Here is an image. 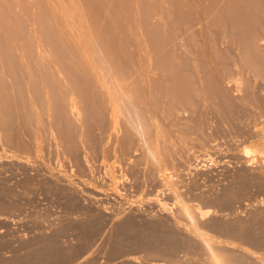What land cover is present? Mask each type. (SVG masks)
<instances>
[{
  "label": "rangeland",
  "instance_id": "1",
  "mask_svg": "<svg viewBox=\"0 0 264 264\" xmlns=\"http://www.w3.org/2000/svg\"><path fill=\"white\" fill-rule=\"evenodd\" d=\"M88 1L92 4L94 2L95 6L98 5L96 4L98 0H95L96 3L94 0L93 2L91 0ZM102 1V4L106 3L104 0ZM106 1L108 4L104 5H106L108 9L112 8L113 11L110 9L111 12L118 10V6H120L119 9L126 8L127 2L124 3V0ZM157 1L165 5L169 0H167V2L164 0H146L145 2L154 4ZM228 1L230 0H222L221 5L224 7ZM60 2H58V0L54 2L55 6H57L56 3L58 4L57 7H54L57 8L58 13V7L62 6ZM98 3L100 4L99 7L102 6L100 2ZM200 3V6H203L204 3H202L201 0ZM96 7L102 9V7ZM68 8L71 7H67V9ZM43 9L44 8L39 7V0H0V23H2L0 24V39L4 40H0L3 42L0 43V45L2 44L0 48H3H1V50H3L1 60L4 62L3 64H5H2L3 69L9 70H3V74L6 75H3L2 72L0 73L1 78L3 77L2 83H4V85H1L4 91H1L2 88H0V93L2 94L4 92L6 96H9L7 99L11 96L13 99V101L10 100L12 104H10V102L6 104L8 101H5L4 95V97H1L2 100L0 98V100L4 102V104L1 102V105L15 106L16 103L21 100V95L19 90L17 91V86L14 87V83L17 85L21 82L24 83L22 78L25 79V76H27L26 73L29 72V68L37 75L38 68L47 71L45 69L50 68L49 66L51 65L48 60L50 62L52 61L46 57H50L49 54L53 52L59 53L62 51L61 47L59 52H57V50L54 51L53 48L55 46H53V48L50 47L53 50L50 52V48L46 45H54H51V40H54V37H51L49 43V40L45 39L40 33L43 28L41 24V26L39 25V22L37 24L36 20L38 19V21L41 22L47 21L46 13ZM105 9L101 10L102 13L103 11L107 12ZM58 13L56 15H58ZM60 19L59 17V21L62 20ZM47 22L45 23L47 24ZM113 23H115L114 20L110 24ZM208 23L209 21L206 25H208ZM63 24L61 23L60 25ZM38 25L42 29H38ZM1 26L4 29H2ZM203 26L205 30V24ZM222 27L219 28L222 29ZM226 27L229 28L221 30L225 32L224 34L220 33L221 31L219 32V28H214L219 33L215 30L213 31L215 34L210 32L211 35L216 36L218 33V37L223 36V38L214 37L216 40H219L216 41L217 43L213 40V36L210 35L209 38L205 37L209 41L211 40L204 46V49L207 48V52L211 50L208 54L211 56L212 62L210 64H208L209 62L206 63V60H209L204 57V54H201L200 50L203 48L201 49L198 48L199 46H196V50L198 49V59H201V62L197 59V69L199 70H194L196 64L193 62L195 67L191 66L193 69L191 68V70L189 68L191 71H187L191 75H187L189 76L188 79L192 77L193 80H195L194 82L198 85L200 84V86H198V88L194 86L190 89L193 93L191 105H189V103L183 110L179 108V113H177L178 111L176 112V115L179 114L178 117L176 116L175 118L177 124L182 129L183 127H187V129H183L185 133L182 131L183 134L180 133L182 134V138L183 135L185 137L181 139L182 144L177 147L176 151L178 153L175 152V159L177 158V161L174 160V163L168 164L169 170L171 169L172 173L174 172L173 178L176 180L174 181L178 183L177 185L182 191L180 195L181 198L178 200L171 194L168 185L159 184L157 180H149V178L145 176L146 171H144V169H139L140 167L146 168L145 164V166H143L142 163V165L137 164L140 165V167L136 166L135 160L125 159L123 154L121 153L120 155L118 151L99 150L92 152L89 150V164L91 163L90 165H92L90 169H93L90 171V175L92 173L93 176L91 175L90 177L91 180L94 179L92 181L95 182L93 183L98 191L94 189V187H87L85 183L81 185L82 182L75 178L74 184L76 183L75 185L78 190H74L75 193H73V195L76 194L74 196L79 204L77 207H70V205H67L70 198H66L68 196L61 190L65 187L63 182L66 184L67 182L62 180L59 182V179H62L59 177V174L62 172L69 174L72 162L68 159L65 143L55 134V131L52 132V129L50 130L51 123L53 124V120L57 121L56 119L58 116H56V118L54 116V118L49 117L47 114L42 113L41 108L37 109V118L40 119L39 123L42 125H38L40 127L38 130L40 131H36L39 132L37 134L39 138H37L41 142L39 149L38 144L40 142L38 140L39 143L33 141V138L34 140L36 139L35 136L32 135L31 138V136H27L29 133L19 131L20 128L17 123L18 116L16 113L17 109L15 110L14 107L2 106L3 113L5 115H12V120L14 121L8 123L9 125H7V127L5 125H0V191H3L2 193L0 192V264L25 263H20L19 261V263H17V261L14 260L18 258H27L31 252L33 253L37 248L47 244L49 242L48 240L52 239L50 236L55 235L61 228L63 230L61 231L62 234L60 233V236H58V245H61L66 250L81 246L78 248V252L70 258L71 260H67L64 264H209L207 260L209 256L206 252H203V249L199 246L195 247L190 244L192 243L191 240H189V237L185 236L183 230H181V227H186L189 223L188 218L183 215L181 217L178 213V204L182 201H185L187 205H191L194 208L198 206H196V204H199V206H203L204 209L211 211L204 218L198 216L200 219L197 218L194 223L198 224L200 228L203 227L204 229L202 230L210 231L209 233L214 237H218L217 239H230L235 242V248L233 247V250L236 251L235 255L240 256L243 253L245 254L240 264H264V240L260 244H253L248 241L246 242L244 239L229 238L225 232L211 226V223L216 221L220 224L223 222H234L233 224H238V226L242 225L241 227H243V225L247 228L252 226L249 228L250 230L252 229V232L255 230L254 232H256V234H258V232L259 234L264 233V184L262 181L263 186L259 184L260 182L258 183V179L256 182L253 176L258 171V165L262 162V160H260L262 158L257 157L258 159H251V161H249L251 163L248 164L249 169L246 170L245 167V161L248 156L246 149L250 148V145L255 142L257 139V131L264 126V60H262L264 59V39H257L259 42H257V40L254 43L252 42L253 44L256 43L255 45L250 44L251 42L247 43L246 41L242 43V38L237 36L241 32L230 26ZM208 28L204 32L209 34L210 30L208 31ZM208 34L204 35L209 36ZM5 38L7 39L5 40ZM24 39L26 41H24ZM205 40L206 39H204V41ZM212 41L217 47H211L213 44L211 43ZM29 42L36 44L32 45ZM52 43L59 46L55 40L52 41ZM209 43L211 45H209ZM38 44L41 45L38 46L40 48L36 47ZM245 44L247 48H245ZM24 45H26V47ZM6 46L9 49H7ZM22 47H25V49L28 48V51H30H26L29 53L27 54L23 50L25 58H22V54L16 51V49H22ZM55 49L57 48L55 47ZM39 51H41V55L46 59L43 60L38 57L40 56L37 55ZM245 52H249L250 54H248V56L250 55L253 58L246 56ZM56 53L52 54L54 55L52 56L53 58L56 56ZM18 54L21 55V57ZM199 54H201L204 59ZM3 55H8V57ZM32 55L36 56V58H31L33 57ZM59 55L62 54L60 53ZM9 57H11V59ZM52 57L50 58L53 59ZM193 57L194 56L189 55V58L195 60L196 58ZM6 58H9V60H6ZM59 58L62 57L60 56ZM63 58L60 60L64 61L65 59ZM56 59L59 60L58 57H56ZM27 60L29 63H26ZM54 60L55 59H53V62L56 63L57 60ZM58 62L56 64H59ZM60 64L59 66H65L64 71H66V67L69 65L65 63ZM52 69L53 70H50L51 72L49 74L50 76L51 74H55L54 79L64 75H60L58 67H55V65H53ZM70 69V67H67L68 71H70ZM194 71L198 73V79L200 77L201 82L197 80V74ZM20 73L23 74L24 77H22ZM64 73L69 74L68 72ZM194 75H196V77ZM69 78H71V80H76V78ZM61 79L63 80V77ZM61 79L59 78L56 81L60 82ZM11 84L12 86H10ZM63 84L64 82H62V85ZM13 87L15 89L14 94L11 92L13 91ZM199 87L201 90H197L200 89ZM56 98L58 99V97ZM52 127L55 129L54 124ZM8 131L11 133L13 141L6 140ZM94 132H98V129H94ZM19 135H21L20 142L23 141V144L26 143L28 145L20 147V145L15 142L19 140ZM174 138H176V136L173 137V139ZM25 148H27V151H25ZM82 151H85L83 147ZM253 153L254 152L249 154ZM23 157H28L27 159L29 160ZM23 159L26 160L23 161ZM127 161L130 164L127 163ZM128 168H134V171H138L134 173L132 170V173L136 175L135 177H133L134 175L131 174ZM250 168L251 171L249 172ZM254 170L256 172L253 174L252 171ZM138 173L144 174L143 177H145V182H141V180L138 179ZM240 173H247L250 179L253 177L252 180H250L251 185H249L246 190L247 192L241 195L238 194V196L236 194L237 192H233L236 197L231 199L228 205H226L227 202H224L225 199H229L228 196L227 198L221 199L224 204H214L212 199L216 200L218 196L222 197L223 194L232 193V190H229L231 191L230 193L226 191L228 189H234L236 183L238 184V176L240 178ZM51 174L56 175L53 176ZM112 174L115 175L113 176ZM50 175L53 176L54 179L50 177V179L52 178V180H50ZM112 177H114L115 180ZM139 177H142V175H139ZM232 186L234 187L232 188ZM88 191L92 193V195ZM201 193L204 194L208 200L207 198L206 200L199 199L195 196ZM93 194L97 196L93 197ZM231 195V197H234V194ZM239 195L242 197L240 198ZM96 197H98V199H96ZM129 217L134 219L135 226H138L137 228L140 229L142 228L141 231L144 230L143 232L150 233L148 229L151 230V232L161 231L163 233L167 231V233H170L175 230V232H177V237H180V239H183L185 242L184 244L182 243L180 248L172 255L166 257L161 256L157 251H159L162 246L168 245L169 240L164 242H162L163 240H154L147 244H141V246L140 243L137 244L133 242L134 239L131 233L128 232L130 234H128V236H126V232L123 233V235L118 234L116 225L120 222H124V219L127 220ZM177 218L181 221L180 228L176 226V224H174L175 221H173V219L177 220ZM90 223L96 224L95 227L93 226L92 231V225H90ZM155 224L157 226L153 227L152 225ZM172 225L175 226L173 227ZM149 233L145 234H152ZM48 237L50 238L48 239ZM129 238L131 240H129ZM115 243L120 244V250L117 252L113 251L116 245ZM149 244L153 246H148ZM188 244H190L189 246L191 247H189ZM159 245H161V247ZM247 249H249V251H247ZM255 256H257V258ZM30 264L46 263L34 261Z\"/></svg>",
  "mask_w": 264,
  "mask_h": 264
},
{
  "label": "bare ground",
  "instance_id": "2",
  "mask_svg": "<svg viewBox=\"0 0 264 264\" xmlns=\"http://www.w3.org/2000/svg\"><path fill=\"white\" fill-rule=\"evenodd\" d=\"M55 1L39 0V7L44 8L43 10L46 13L44 14L46 15L48 22H41L38 21V19L36 21L37 24L39 22V25H42L40 26L43 29L40 28L39 25L38 29H42L40 33L45 37V39L49 40L50 43L51 37H54L53 39L59 45L57 46L55 43H52L54 40H51V45H54L50 46V44H48L46 46L48 48H53V46H55L57 49L54 47L53 50H57V52H59L62 48V51L59 53L53 52L49 54V56L52 57L54 56L52 54L56 53V56L52 58L57 60L56 57H58L59 60H57V62L59 61V64L65 63L69 65L67 67L71 68V75L70 71H68L69 69L67 70V67L66 71H64L65 66H59V64H56L57 62L54 63L53 59L50 57H46L52 61L50 62L48 60L49 64H51L50 66L48 64L51 68H48L49 72L48 69H45L47 71H44L43 69L38 68L37 75L31 70V68H29V72L26 73L27 76H25V79L22 78L24 83L21 82L19 85L14 83V87L17 86V91L19 90L21 95V100L16 103V107L12 105L6 106L0 104V125H5L7 127V125H9L8 123H12L11 121H14L12 120V115H5L3 113L2 106L14 107L15 110L17 109L16 113L18 116L17 123L20 128L19 131H25V133L31 134H27V136H31V138L32 135L35 136L36 139L34 140L33 138V141H37L39 138L37 134L39 132L36 131L40 129L38 125H41L39 123L40 119L37 118V109L41 108L42 113L47 114L49 117L54 116L56 118V116H58L56 119L57 121L53 120L55 129L52 127L53 124L51 123L50 130L52 129V132L55 131V134H57L62 142L65 143L68 159H70L72 165L71 170H68L70 172L69 174L59 172V177L62 179H59L57 176L55 177L59 179V182L60 180L67 182V184L63 182L65 187L61 190H63L65 195L68 196L66 198H70L69 203L67 204L70 205V207H77L79 204L78 200L74 196L76 194L73 195V193H75L74 190L77 189L75 185L76 183L74 184V181L76 180L75 178L82 182L81 185L85 183L87 184V187H94V189L98 191L96 186H94L95 182L92 181L94 179L91 180L90 177L92 175V173L90 175V171L93 169H90V166L92 165H90L91 163L89 164V150L92 152L99 150H114L113 152L118 151L120 152V155L121 153L123 154L125 159L128 158V160H135L136 166L140 167V165L137 164L141 163L143 166L146 165V168H139L146 171L145 176H147L149 180H157L159 184L162 183V185H168L171 188H169V190H171V194L177 198L176 200L180 199L182 191L179 189L180 187L177 185L178 183L175 182L176 180L173 178L174 172L172 173L171 169L169 170L168 164L174 163V160L177 161V158L175 159V152H177L176 150L178 145L182 144L181 139H184L185 137L183 135L182 138V134L185 133L183 130L185 127L182 129L177 124L175 118L176 116L178 117L179 114H176L179 113V108H182L183 110V108H185L189 103V105H191L193 101V93L190 89L194 86H197V88L200 86V84L198 85L194 82L195 80H193L192 77L188 79L189 76H187L190 75L187 71H191L193 69L192 67H195V64L196 67L194 70H196L198 67V60L201 62V59H198V49L196 50V46H199L198 48L201 49L203 48L200 50L201 54H204V57L209 60H206V63L209 62L208 64H210L212 59L210 58L211 56H209L208 52L211 50L207 52V48L205 47L206 49H204V46L211 41L207 38L210 37V32L215 34L213 31L216 28L218 29L223 26L222 29L224 30L229 28L226 26H230L235 30L238 29L241 33L237 36L243 39H241L242 43L246 41L247 43L251 42L250 44H253L257 39H264V1L230 0L223 7V5H221L222 0H201V2L204 3L203 6H200V0H169L168 2L167 0H164L168 3L165 5L160 4V1H157V4H153L146 3V0H124V3L127 2L126 8L124 7L119 9L120 6H118V10L111 12L113 11L112 8H110L111 6L109 7L111 9L110 11V9L104 5L108 4L106 0H104L106 2L104 4H102V0H98V2L102 5L100 6L102 9H98L96 7H99L100 5L98 2L96 3L97 0H94L95 3L98 4L96 6L93 0H91L93 4L88 0H58V2L61 1L60 4L62 5L58 7L59 13L57 12V8H54L58 6L57 3V6H55ZM67 7L71 8L67 9ZM104 9L107 10V12L103 11L102 13L101 10ZM55 12H57L58 15H56L57 13ZM58 16L62 19H60L61 21H59ZM111 20H114L115 23L110 24L112 23ZM208 21L209 23L206 25ZM45 22H47V24ZM60 22L64 24L60 25ZM204 24L206 26L205 30L203 26ZM207 28L208 31L210 30L209 34L204 32ZM2 29L4 28L2 27ZM222 29H220L219 32ZM218 33L216 36H211H213V38H223V36L218 37ZM220 33L224 34L225 32L221 31ZM204 34H208L209 36H205ZM216 38L213 39L215 40V43H217L216 41H219L218 39L216 40ZM6 39L7 38H5V40ZM204 39L206 40L204 41ZM258 40L257 42H259ZM2 41H0V43ZM24 41L26 40L24 39ZM29 43L32 45L36 44L31 42ZM211 43L215 44L213 41ZM213 44L211 45L209 43L211 47H215L216 44ZM26 45L24 46L26 47ZM0 46H2V44ZM38 46L41 45L38 44L36 47ZM25 47H22V49H16V51H18L17 53L22 54V58H25L23 50L25 52L28 51V48L25 49ZM1 48L0 73L2 72L3 74V70L5 69H3L2 66L4 62L1 60L3 51ZM245 48H247L246 44ZM51 50L52 49L50 48V52ZM28 52L26 53L29 54ZM40 52L41 51L37 53V55H40L38 57L43 60L46 59ZM60 53L62 55H59ZM201 54L199 55L202 56ZM248 54L250 53L245 52L246 56H248ZM189 55L194 56L193 58L198 60L195 61L192 58H189ZM3 56L8 57V55ZM19 56L21 57V55ZM32 56L33 57H30L36 58V56ZM60 56L62 58L64 57L63 59H65L66 62L65 60H60L62 59L59 58ZM204 57L202 56L203 59ZM248 57L253 58L250 55ZM9 58L11 59V57ZM9 58H6V60H9ZM193 62L195 63L194 65ZM26 63H29V61L27 60ZM52 63L55 67H58L60 75L64 74L62 75L63 80L61 79V76L54 79L55 74H51L53 78L50 76V70H53ZM189 68L192 69L190 70ZM198 70L199 69H197V71ZM64 72H68L69 74L66 73V75ZM196 74L197 77L196 75L194 76L197 80H200V77L198 79L199 75L197 72ZM20 75L24 77L23 74L20 73ZM67 76L76 78V80L72 79L75 80L72 81L71 78ZM2 78L0 76V88L3 89V87H1V85H4V83H2ZM59 78L61 79V83L56 81ZM62 82H64L63 85ZM10 86H12V84ZM14 87L12 88L13 91H11L12 94L15 92ZM2 89L1 91H4V89ZM197 90H201V88ZM0 95V98L4 97L5 93H0ZM7 97L9 96L5 95L4 98L5 101H8L6 104H9V102L12 104L10 101H13L11 98L12 96L8 98L9 100ZM56 97H58V99ZM1 100L0 103L2 102ZM2 104H4V102H2ZM94 129H98V132H94ZM185 129H187V127ZM175 136L176 138L174 139L176 140L173 139ZM20 137L21 135H19V140H16L15 142L19 144L20 147L28 145L26 143L23 144V141L20 142ZM6 140L13 141L9 131L7 132ZM38 141L40 142V140ZM38 145L37 146L40 149L41 142ZM82 147L85 151H82ZM26 149L27 148H25V151H27ZM246 152H248L247 160L245 161L246 170L249 169L248 164L251 163L249 162L251 159H256L257 157L262 158L260 159L262 160V162H260L261 164L259 163V167L257 166L258 173L255 170L252 172L253 174L256 172V174L253 175L256 182L258 179V183L260 182L259 184H262V182L264 184V126L257 131V139L252 145H250V148L246 149ZM252 152L255 154H249ZM26 159H23V161ZM127 163L129 162L127 161ZM132 170L134 171V168H131L130 172L134 175L133 177H135L136 175L134 173L138 171H134V173H132ZM144 171L142 172L145 173ZM250 171L251 168L249 172ZM51 175L54 176L56 174ZM51 175L49 176V179L50 177L53 178ZM112 175L114 176L115 174ZM139 175H142V177H139ZM143 175L144 174L141 173H138L137 175L141 182H145V177H143ZM52 178L50 180H52ZM252 178L250 179L247 176V173L241 174L240 178L238 176V184L236 183L235 187L232 186L234 189H228L226 191L230 193L231 191L229 190H232L231 194H234V197H231V194H223L222 197L218 196L216 200L212 199V202L219 205L227 202L226 205H228L230 200L236 197V192L237 196L238 194L241 195L247 192L246 190L249 185H251L250 180H252ZM0 192L2 193L3 191ZM90 194L92 195V193ZM95 196L97 195L93 194V197ZM195 196L203 200H206L207 198L202 193ZM227 196L229 199H225L223 202L221 199L227 198ZM241 197L242 196H240V198ZM96 199H98V197H96ZM196 206L197 207L194 208L191 205H187L185 201L180 202L178 204V213L181 217L183 215L188 218L189 223L186 227H181V221L177 218V220L173 219V221H175L174 224H176L179 228L181 227L185 236H188L189 240H191L192 243L190 244L195 247L199 246L203 249V252H206L209 256L207 259L209 264H240L243 261L245 254L243 253L240 256L235 255L236 251L233 250L235 248V242L230 239H217L218 237H214L209 233L210 231L202 230L204 229L203 227L200 228L198 224L194 223L197 218H199L198 216H200V218H204L209 212H211L210 210L204 209L203 206H199V204H196ZM124 220V222H120L116 225L118 234L123 235V233L126 232V236H128V234L131 233L134 239L133 242H136L137 244L140 243V245H143L154 240H163L162 242L169 240V244L162 246L163 248L159 245L161 249L157 252L160 253L161 256L166 257L168 255H172L180 248L182 243L184 244L185 242L183 239H180V237H177V232H175V230L170 233H167L168 231H164L165 233H163L161 231L151 232V230L147 228L148 231L152 233L150 234L149 232H143L144 230L141 231L142 228H137L138 226H135L134 219L131 217ZM233 223L223 222L220 224L216 221L212 222L211 226L215 227L217 230L219 229L225 232L229 238L240 240L244 239L246 242L248 241L253 244H260L264 240V233L259 234L258 232V234H256V232H254L255 230L252 232V229L250 230L249 228L252 226L247 228L244 227V225L241 227L242 225L238 226V224L235 225ZM90 225H92V231L93 226L95 227L96 224L90 223ZM152 226L155 227L157 225L155 224ZM62 230L63 229L61 228L55 233V235L50 236L52 239L48 240L50 238L48 237L47 240L49 242L34 250L33 253L31 252L27 258L19 259L17 257L18 259H15L14 261H17V263L25 262L22 264H30L34 261L44 262L46 264H64V262L69 260L75 253L78 252V248L81 246L66 250L61 245H58V236H60ZM145 233H149L150 235H146ZM130 238L129 240L132 239ZM116 241L119 242L118 240ZM157 242L160 243L159 241ZM190 244H188V246ZM148 246L153 245L149 244ZM119 250L120 244L118 243L115 245L113 251L117 252ZM247 251H249V249H247ZM255 257L257 258V256Z\"/></svg>",
  "mask_w": 264,
  "mask_h": 264
}]
</instances>
